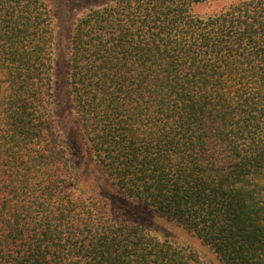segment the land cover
Here are the masks:
<instances>
[{"label":"trees","instance_id":"trees-1","mask_svg":"<svg viewBox=\"0 0 264 264\" xmlns=\"http://www.w3.org/2000/svg\"><path fill=\"white\" fill-rule=\"evenodd\" d=\"M208 1L110 0L75 20L86 194L57 124L53 15L0 0V264H205L133 206L224 264H264V0L193 13Z\"/></svg>","mask_w":264,"mask_h":264},{"label":"rangeland","instance_id":"rangeland-1","mask_svg":"<svg viewBox=\"0 0 264 264\" xmlns=\"http://www.w3.org/2000/svg\"><path fill=\"white\" fill-rule=\"evenodd\" d=\"M51 14L53 15V75L54 88L57 103V124L62 131L64 145L70 151V157L74 173L80 178V187L86 194L93 193L90 171L87 172V165L90 164L89 156L81 151V135L75 125L74 117L71 114V97L69 93V40L75 20L83 13L98 9L109 4L110 0H45ZM240 0H211L193 7V13L200 16H207L219 12L231 3ZM79 139V140H78ZM80 149V150H79ZM92 170V168L90 169ZM92 172V171H91ZM99 197V194L94 193ZM107 196L106 192L103 193ZM104 197V196H102ZM101 199V198H100ZM126 207V206H125ZM128 208V207H127ZM134 210L135 219L149 223L150 231L160 239H169L180 245H190L204 259L205 264H224L220 258L206 249L199 242L192 241L173 222L166 221L153 210L139 209L138 206L130 207ZM110 211L112 209L110 208Z\"/></svg>","mask_w":264,"mask_h":264}]
</instances>
